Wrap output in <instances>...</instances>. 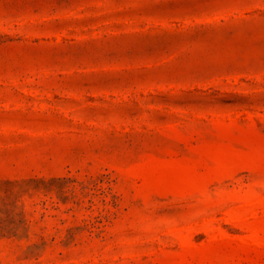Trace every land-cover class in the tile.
I'll list each match as a JSON object with an SVG mask.
<instances>
[{
  "label": "rangeland",
  "instance_id": "1",
  "mask_svg": "<svg viewBox=\"0 0 264 264\" xmlns=\"http://www.w3.org/2000/svg\"><path fill=\"white\" fill-rule=\"evenodd\" d=\"M0 264H264V0H0Z\"/></svg>",
  "mask_w": 264,
  "mask_h": 264
}]
</instances>
